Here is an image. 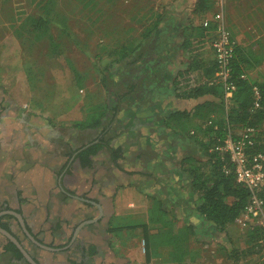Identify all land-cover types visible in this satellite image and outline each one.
<instances>
[{
  "label": "rangeland",
  "instance_id": "rangeland-1",
  "mask_svg": "<svg viewBox=\"0 0 264 264\" xmlns=\"http://www.w3.org/2000/svg\"><path fill=\"white\" fill-rule=\"evenodd\" d=\"M37 1L40 0H0V132L6 134V136H1L3 138L1 142H4V144L0 147V160L7 154V151H11L9 149L14 147L12 146V138L14 136L10 134L15 132H22V138L24 139L22 148L25 150L30 148L31 145L33 148V145L37 147V144L43 143L42 138L52 131L65 135V139L68 141L71 140V150H74L84 142L96 138L97 133L94 130H82L85 134H80L75 132V130H70V128H72L71 124L73 121L83 119L86 112L85 108L86 105L88 108V104L100 102L108 111L103 118L111 117L109 110L115 104V99L113 92L110 91V81L117 83L120 79H123L122 73L125 72V68L120 67L119 64L109 65V70H107L109 80L107 88H104L101 84L100 69L110 62L112 51L115 48L127 42H136L143 28L148 23L146 19L150 18L153 12L161 11L162 7L170 4L172 0H53L55 22L50 26L49 34L63 44L64 54L71 59L83 76L81 89H77L74 86L73 77L67 72V68L64 71L61 70L62 72L53 69L54 67L51 64L53 61L52 57H49L47 52V39L45 37L39 40L31 39L32 32L28 17H36L40 14ZM216 9L214 0L212 8L204 13L197 14L192 11L185 13L176 12L171 16L178 17L176 21L179 24L185 21L189 22L190 25L202 26L203 20L211 19ZM61 22L65 24L67 29V34L65 35L62 34L60 29ZM211 23L207 27L211 28ZM172 28L173 26L169 29L167 27L166 30L163 25L161 30H166L165 33L167 34L172 33L173 40L180 42V35L183 34L184 28ZM177 57L181 58L183 56L178 54ZM146 60L138 62L137 67L139 65L142 66L141 64L146 62ZM254 72L252 69V74ZM31 74L33 78L30 79ZM71 80L69 87L68 82ZM74 94L77 96V100L74 101L71 98L68 105L64 106L63 103L67 102L70 95ZM33 95H45L43 100L46 107H44V110L32 106L30 102ZM51 113L55 114L53 123L48 120ZM53 147L57 148L59 146L55 144ZM37 149L40 153L38 155L42 154L38 157L39 161H46L45 164L49 168H51L52 164H56L55 167L61 165L62 162L59 156L64 151L59 150L58 153L50 156L48 151H41L40 146ZM201 153L205 157V153L202 150ZM11 154L14 156V151ZM46 154L54 157L53 162L55 163L46 160L49 157H44ZM133 158H129V160L132 161ZM23 163L19 165L21 170L16 172L13 171L14 166H10L7 163L4 165L3 171H0V197L12 195L16 200L12 201V205H21L20 208L25 211L32 207L34 212L32 221L39 227L52 224L57 217H60L67 219L68 224H62V226H67L66 229L69 231L68 225L85 217L81 211L82 209L78 207L79 204L75 203L72 205V199L70 203L69 199H64L56 191L54 195H50L52 189L49 188L52 178L48 179L47 175H45L44 179L41 180V170L38 164L32 167L29 165L30 163ZM109 163H111L110 154L105 151H99L94 155L92 165L89 168L78 167L75 162H70L69 171L65 174V180L72 185L90 180L92 186L94 184L100 185L101 180L108 182L116 175H118L120 180V175L122 174L120 168L113 162L112 164ZM113 165L116 168H113ZM6 167L7 169L12 167L11 174H14L12 180L9 179L5 172ZM102 171L103 173H101ZM114 171L115 173H113ZM135 176L140 181L143 172L135 173ZM20 185L23 186V193L27 195L29 200L23 201L22 204L16 197L17 187ZM127 219L125 217L117 221L122 224L137 221V219ZM152 219L154 220L155 218ZM152 219L151 221H153ZM151 221L150 224H153ZM197 229L198 234L196 237L191 236L189 230H184L183 233L180 230L179 236L176 237L177 242L179 241L177 246L198 251L194 258L196 262L201 264H253L255 261L253 257L256 256L248 255L239 259V262H233L226 256L225 246H228V243L223 233L218 232L213 226L206 223ZM240 229L244 234L246 229ZM42 230L44 231V240L48 241L50 238L48 230L46 234L45 228ZM121 230L123 229H120L119 232ZM163 231L149 230V240L145 236L132 233L129 234L130 236L125 234L124 237H120L123 240L119 241L125 249L134 250L137 248L139 255L143 257L145 252L151 248L150 257L153 264H167L166 261L172 263L171 254L174 256L178 255V250L171 249L170 256L167 253H162L163 251H155V247L159 243V235ZM65 234V232L55 228L53 234H51L52 243H63L67 238ZM144 237L147 240L145 245L143 242ZM114 238L116 240L119 239L117 237ZM100 239L102 242L107 241L103 234ZM110 241L112 245L110 247L113 248L116 242L113 239ZM43 251V253L35 252L38 257L47 258L50 264L65 263L69 258L77 259L80 254L82 255L80 245L75 244L71 246L69 251L60 254L54 251ZM116 251L117 254L112 257L102 253L100 255V264H115L113 260L109 259L117 260L119 258L120 260V250L117 246ZM107 252L111 256L112 252ZM84 260L85 264H96L94 259ZM129 262V264H146L145 258L138 263L136 258ZM0 264H9L7 257L1 254Z\"/></svg>",
  "mask_w": 264,
  "mask_h": 264
},
{
  "label": "crops",
  "instance_id": "crops-1",
  "mask_svg": "<svg viewBox=\"0 0 264 264\" xmlns=\"http://www.w3.org/2000/svg\"><path fill=\"white\" fill-rule=\"evenodd\" d=\"M194 1L185 0L186 7L180 12H193ZM262 1L224 0L223 4L224 22L231 33L234 44L246 56L247 62H241L240 66L243 68L245 76L255 82L264 80V1ZM177 18L175 16L171 17V20L163 24L164 28L167 30V27L169 29L173 26V28H184L187 32L190 26H195L193 24L188 25L189 22L185 21L179 24L176 21ZM184 29L183 33H185ZM165 38L167 46L177 48L180 44V42L173 40L172 33H165ZM206 51V55L213 59L211 48L207 47ZM178 54L181 55V53ZM141 65L133 72L125 69V72L122 73V76L130 77L131 81L140 87L139 93L128 102L125 112L116 115L114 119L111 117L103 118L102 126L97 129L84 130H94L97 133L96 136H98L99 131L105 129L110 146L120 148L121 157L116 162L111 161L109 163L112 164L113 162L120 168L122 173L120 180L116 175L108 182L101 180L100 185L94 184L92 186L90 180L72 185L65 180V174L69 171V167L65 168L60 176V184L65 191L71 193L75 190L78 197L97 203L100 207V216L82 226L72 243V245H80V250L85 259L87 261L94 259L96 264H100L102 253H105L108 257L116 255V246L120 250V260L118 257L117 260L109 259L113 260L115 264H129V261L132 262L135 258L137 263L145 258L146 264H153L150 257L151 248L145 252L143 257L139 255L137 248L130 250L122 246L119 240H123L120 237H124L125 234L136 233L137 235L150 237L148 232L151 229L160 232L164 230L161 234L170 233L173 237L179 236L180 230L182 233L184 230H189L190 235L195 237L198 234L197 192L192 184V175L185 169L186 164L184 161L185 159L202 160L205 158L197 141L199 137L193 138L189 135L193 133L192 127L182 122L170 120L169 115L175 110L190 111L196 104L207 100L208 96L198 99L175 97L172 78L177 75L180 69L186 68V59L183 57L165 61L150 57ZM252 69L255 71L253 74ZM169 74L172 77H169ZM70 130H75L80 134L84 133L82 130L75 128H70ZM10 135L14 136L12 138V146L14 147L9 149L11 151H7V154L0 160V171H3L6 163L14 166V172L21 170L19 165L24 164L23 162L25 164L30 163L29 165L32 167L38 164L41 170L40 179L43 180L45 175L48 179L52 178L49 188L52 189L50 195H54L56 191L64 199H69L70 203L72 199V205L79 204L78 207L82 209L81 211L85 216L81 220L78 219L79 221L82 222L96 215L97 210L93 204L68 196L61 192L57 185V177L69 160L66 154L69 150L62 144L67 143L71 148V140L68 141L65 139V135L54 131L48 132L44 137L42 136L43 143L37 144V147H41V151H48L50 156L55 155L59 150L64 151L63 156H59L62 162L61 165L55 167L56 164H52L49 168L45 164L46 161H39L38 157L42 154L38 155L40 153L36 145H33L34 149L32 145L26 150L22 148L24 145L22 132L11 133ZM1 136H6V134L0 132V147L4 144V142H1L3 139ZM35 142L37 143V141ZM55 144H58L61 148H54L53 145ZM12 151L15 153L14 156L11 154ZM49 155L46 154L44 157L47 158ZM50 156L46 160L55 163L53 162L54 157ZM63 157L64 159H62ZM93 158L94 156L92 160ZM129 158H133L132 161ZM114 167L116 168L113 165ZM11 171L12 167H9V169L6 167L5 172L10 180L14 178ZM141 172H143V176L138 181L135 173ZM23 191V186L17 187L16 197L21 204L23 201H29ZM125 217L128 218L127 220L137 219V221L128 224L117 221ZM32 218L31 222L34 229L39 230V225H34ZM152 218H159L165 221L167 225L162 227L159 224L151 227L150 221ZM67 223V219L57 217L52 224L40 228L41 230L45 228V234L48 230L50 236L48 242H52L51 234H53L55 228L65 232L66 237L72 235L71 225H68L69 231L66 229L67 226H62V224ZM120 229L123 230L119 232ZM102 234L105 235L106 242L101 241L100 236ZM114 237L119 239L116 240ZM112 239L116 242L113 248L110 247L112 246L110 241ZM176 244H179V241ZM162 247L158 243L155 251H163L162 253H167L170 256L172 247L168 249ZM107 251L112 252L111 256L107 254ZM169 262L166 261L167 264H173V261L172 263Z\"/></svg>",
  "mask_w": 264,
  "mask_h": 264
},
{
  "label": "trees",
  "instance_id": "trees-1",
  "mask_svg": "<svg viewBox=\"0 0 264 264\" xmlns=\"http://www.w3.org/2000/svg\"><path fill=\"white\" fill-rule=\"evenodd\" d=\"M40 14L36 17H28L32 32L31 39L39 40L42 37L47 39V52L52 57L53 69L60 72L67 68V72L73 77V84L77 89L82 88L83 76L77 70L71 59L64 54V46L60 41L49 34V28L55 22V11L53 0L37 1ZM214 0H195L193 12L201 14L212 8ZM186 7L185 0H172L170 4L162 7L161 11L153 12L147 25L139 35L136 42H127L112 51V59L100 69L101 84L108 87L109 65L119 64L133 72L137 63L145 61L149 56L160 61L175 60L178 53L186 59V68L179 70L173 77V87L176 98L198 99L208 96L207 100L196 104L190 111L175 110L169 115L170 120L182 122L193 129L189 134L193 138L199 137V145L205 153V159H185V169L192 175L193 187L197 192L196 208L199 215L198 224H208L226 238L228 246H225V253L228 259L237 262L248 255L256 257L253 264H264V255L261 245L262 233L256 225L245 228L244 234L236 223V219L244 212L249 200V191L236 181L233 164L230 163L227 155H221L214 147L219 144L226 132V124L230 127H254L252 151L264 153V80L255 82L245 74L240 66L241 62H247L245 53L234 44L233 59L231 61L232 77L235 79L236 90L228 100L225 107L223 91L219 84L214 82L216 64L213 59L206 55V48L210 47L211 39L214 36V28L203 26H190L188 31L181 34L180 44L175 47L167 46L165 32L161 30L163 24L171 20V15L182 11ZM188 25H190L188 23ZM62 34H67L66 26L60 23ZM188 28V27H186ZM212 50V49H211ZM213 52V51H212ZM60 60V61H59ZM66 66V67H65ZM62 70V71H61ZM65 73V72H63ZM35 75V74H34ZM33 75V76H34ZM169 77H172L169 74ZM33 78L32 74L30 79ZM68 86L70 87V83ZM111 90L114 94L115 104L109 110L111 118L124 112L128 102L140 91V87L131 81L130 77L124 76L117 83L110 81ZM253 86L259 91V98L256 100L253 95ZM45 95H33L31 104L35 108L44 110ZM77 100V96L70 95L64 106L68 105L70 99ZM49 101V99H48ZM257 104V106H256ZM68 107V106H67ZM82 120L73 121L72 128L77 130L97 129L102 126L103 117L108 113L105 106L100 102L86 105ZM55 114L51 113L48 120L53 123ZM194 119H196L194 121ZM210 122L209 124L207 122ZM196 131V133H195ZM107 131L102 129L93 140L82 143L74 150L63 143L69 152L68 158L78 159L81 166H89L91 157L99 151L110 154V160L116 162L121 157L120 148H112L109 144ZM190 133V130H189ZM225 168V170H224ZM258 196L264 202V185L260 188ZM158 217V216H157ZM151 227L155 225L166 226L167 223L159 218L151 221ZM159 243L162 248L178 250V255L171 253L174 264H201L194 260L197 250L182 248L175 245L178 236H171L170 233L160 234ZM148 239V237L146 236ZM149 240V239H148ZM144 237L143 242L146 244ZM176 241V242H175ZM177 247V248H176ZM4 251H11L15 258L22 255L18 248L10 241L3 246ZM145 250V247H144ZM239 262V261H238ZM72 264H77L72 262Z\"/></svg>",
  "mask_w": 264,
  "mask_h": 264
},
{
  "label": "built area",
  "instance_id": "built-area-1",
  "mask_svg": "<svg viewBox=\"0 0 264 264\" xmlns=\"http://www.w3.org/2000/svg\"><path fill=\"white\" fill-rule=\"evenodd\" d=\"M215 4L217 9L211 19L203 20L202 26L207 27L212 22L214 28V36L210 42L216 64L214 82L219 84L223 91L226 107V103L236 90L231 71L234 42L223 18L224 0H215ZM239 78H245V74H240ZM253 95L256 100L259 98L256 86H253ZM225 129L223 140L214 147V150L228 156L230 163L233 164L236 181L249 191L248 203L244 212L236 219V223L243 229L252 225L258 226L262 233L261 245L264 253V202L258 196L260 188L264 185V153L252 151V138L256 128L247 126L236 129L227 123Z\"/></svg>",
  "mask_w": 264,
  "mask_h": 264
},
{
  "label": "flooded vegetation",
  "instance_id": "flooded-vegetation-1",
  "mask_svg": "<svg viewBox=\"0 0 264 264\" xmlns=\"http://www.w3.org/2000/svg\"><path fill=\"white\" fill-rule=\"evenodd\" d=\"M92 157L89 166H81L78 159L71 160L70 162H75L78 167L89 168L92 165ZM70 162L66 166V169ZM69 195L77 197L75 190L69 193ZM12 201H16L12 195L0 197V254L7 257L9 264H32L33 262L35 264H50L47 258L38 257L35 251H39L40 253H43V250L54 251L58 254L69 251L74 240L72 233L81 230L82 227L80 225L83 221L78 220L73 222L70 226L72 235H68L63 243L54 244L44 240V231L40 227L39 230L33 228L31 218L34 212L32 211V207L25 211L20 208L21 205H12ZM8 241L18 248L22 255L20 258H15L11 251L3 250V246ZM84 259L85 257L80 254L77 259L69 258L65 263L56 264H72V262L85 264Z\"/></svg>",
  "mask_w": 264,
  "mask_h": 264
},
{
  "label": "water",
  "instance_id": "water-1",
  "mask_svg": "<svg viewBox=\"0 0 264 264\" xmlns=\"http://www.w3.org/2000/svg\"><path fill=\"white\" fill-rule=\"evenodd\" d=\"M70 160H71V158L67 161V163H66L65 166L62 168L60 174H59L58 177H57V185H58L59 189L61 190V192L67 194L68 196H70V195H69V192L65 191V190L62 188L61 184H60V176H61L62 172L64 171V169L66 168V166L68 165V163L70 162ZM71 197H73V196H71ZM73 198L78 199V200H80V201H84V202L91 203V204H93V205L95 206V208H96V210H97L96 215H95L94 217H92V218H89V219L84 220V221L82 222V224L80 225L81 227L84 226L86 223L91 222V221L97 219V218L100 216L101 210H100V207L98 206L97 203H94V202H92V201H90V200H86V199L81 198V197H78V196H77V197H73ZM78 232H79V231H76V232H73V233H72V234H73V238L78 234ZM32 264H35V263L33 262Z\"/></svg>",
  "mask_w": 264,
  "mask_h": 264
}]
</instances>
